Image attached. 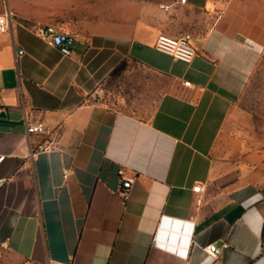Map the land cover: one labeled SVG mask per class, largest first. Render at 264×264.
I'll use <instances>...</instances> for the list:
<instances>
[{"label": "crops", "instance_id": "crops-1", "mask_svg": "<svg viewBox=\"0 0 264 264\" xmlns=\"http://www.w3.org/2000/svg\"><path fill=\"white\" fill-rule=\"evenodd\" d=\"M99 5L41 0L0 32V264H213L210 244L219 264H264V116L248 95L264 19L241 0ZM45 26L74 36L71 56ZM160 34L190 36L194 60L157 51Z\"/></svg>", "mask_w": 264, "mask_h": 264}, {"label": "built area", "instance_id": "built-area-1", "mask_svg": "<svg viewBox=\"0 0 264 264\" xmlns=\"http://www.w3.org/2000/svg\"><path fill=\"white\" fill-rule=\"evenodd\" d=\"M5 2V11L0 15V32L6 33L11 30L14 24V13L9 8L7 0H3ZM178 4H186L187 0H176ZM35 33L51 42L52 45L57 47L64 56H71L73 53V49L75 46V38L74 36L67 30L57 28L55 26H45V27H37L35 29ZM155 48L157 51L166 54L168 56L173 57L174 59L184 62L186 64H190L195 56L196 50L194 46L191 44L190 36L183 37H172L167 34H160L157 38ZM189 85V83H186ZM47 132V128L43 123H38L34 125L27 126L28 135L32 134H44ZM53 144L49 142L47 144H42L38 146V151H45L52 149ZM5 156L0 155V164L4 161ZM119 176L122 179L121 185V196L124 201H127L130 197L131 190L133 187L134 179L125 177V170H119ZM6 179L0 178V188L3 187L6 183ZM202 187L200 185L193 188L194 192H200ZM188 226V232L191 228ZM154 242L157 246L164 248L165 250L178 255V256H187V250L183 248L185 243H182L181 246H172L167 243H163L159 236H156ZM207 254L212 257L215 261L213 264H219L218 258L220 254V249L216 246V244H210L205 248ZM47 264H61L60 262L49 260Z\"/></svg>", "mask_w": 264, "mask_h": 264}, {"label": "rangeland", "instance_id": "rangeland-1", "mask_svg": "<svg viewBox=\"0 0 264 264\" xmlns=\"http://www.w3.org/2000/svg\"><path fill=\"white\" fill-rule=\"evenodd\" d=\"M9 1V0H8ZM8 3V6L17 14L22 15L25 12H32L34 10L38 9L37 4L41 0H11ZM45 1V0H43ZM81 4H89L90 2L96 6V8H99V4L103 2V0H79ZM154 2H159L161 4H166L171 2L172 0H151ZM227 1V0H224ZM243 4H246L249 6L252 10H254L255 14L254 16H257L261 20L264 19V0H241ZM253 16V17H254ZM250 104L252 105V109L256 111V113L260 114V116H264V56L261 61V64L258 68L257 74L251 81V84L249 86L248 91ZM253 103V104H252ZM4 254L0 250V257H2ZM12 261V260H11Z\"/></svg>", "mask_w": 264, "mask_h": 264}, {"label": "water", "instance_id": "water-1", "mask_svg": "<svg viewBox=\"0 0 264 264\" xmlns=\"http://www.w3.org/2000/svg\"><path fill=\"white\" fill-rule=\"evenodd\" d=\"M180 228H181V223L178 221L165 220L163 223V229L169 231L168 236L173 241L178 239V233L180 231ZM164 234L166 235V232H164Z\"/></svg>", "mask_w": 264, "mask_h": 264}]
</instances>
